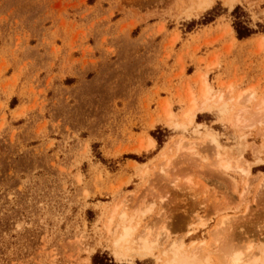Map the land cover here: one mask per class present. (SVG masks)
<instances>
[{
  "label": "rangeland",
  "instance_id": "374dc122",
  "mask_svg": "<svg viewBox=\"0 0 264 264\" xmlns=\"http://www.w3.org/2000/svg\"><path fill=\"white\" fill-rule=\"evenodd\" d=\"M201 74L221 100L183 124ZM262 97L264 0H0V264H162L171 241L264 259ZM121 211L152 253H116Z\"/></svg>",
  "mask_w": 264,
  "mask_h": 264
},
{
  "label": "bare ground",
  "instance_id": "6f19581e",
  "mask_svg": "<svg viewBox=\"0 0 264 264\" xmlns=\"http://www.w3.org/2000/svg\"><path fill=\"white\" fill-rule=\"evenodd\" d=\"M200 80H201V85H200L198 94L195 95L192 92L188 93L187 105L182 110V114H181L183 124L191 123L193 119L195 118L197 112H203L204 110H206L209 107L211 102L217 103L218 101L221 100V95L218 96V99L216 101L212 100V96L214 95L213 94L211 95L212 89L206 79V74H201ZM256 107H257L256 109L260 111V113L263 112L262 109L264 108V97L260 98V101ZM172 117H173V114L171 111L166 113L167 119H171ZM239 117H240V114H236V116L234 117L236 124L240 123ZM209 138L212 142L215 143L214 138L211 137V135L209 136ZM146 140L148 141L145 147L143 148L149 149L150 147L153 146V140L150 138L149 139L147 138ZM174 145L178 151H181L180 149L183 148L184 143L181 144V140H180V141L174 142ZM140 146L142 147L143 145H140ZM214 146L216 147V149L221 148L220 145L216 143ZM161 154L163 155V153ZM217 158H218V167L221 170L225 171V170H229L232 168L230 167V163L226 161L224 158H222V155L219 152H217ZM239 170L241 171V168ZM242 172L246 174L248 173V170L243 169ZM116 211H118L116 207H114L110 211L108 221L106 222L107 230H109L110 225L113 223L115 216L117 215ZM119 215L121 219L115 223L114 225L115 228L113 230L114 233L117 230L116 236L114 237V245L116 249H118L116 253L124 257L126 256L129 248H135L142 252L152 253V250L159 245V238L156 235L157 233L155 234L153 231H151L149 228H146V227H144L141 231H139L135 227L136 224L135 225L132 224L134 220L133 216H128L124 211L123 212L121 211ZM224 223H226V219L223 218L222 220H220V222L217 223L218 225L216 226V228H214L213 231L210 232L211 239H212L211 241L214 243V244L211 243L212 247L213 245H216L217 243L219 244V241H220L219 236L222 237L221 235H223L221 232L223 231L221 227L224 225ZM202 241L204 242V240ZM188 245L185 246L180 241H171L165 247L163 248L161 247L160 250H161V255H162V264H200L203 262L202 260H206L205 253L208 251V248L207 247L205 248V246L202 247L204 243H201L199 245L198 244L189 245V246ZM223 247H220L221 253L218 250H216V252L218 251L220 253L219 256L221 258L220 259L221 264H264L263 257L262 258L258 257L255 253H253V251H251V249L249 251H244L245 248L243 250L241 247V249L244 251L242 252L240 247L239 248H236L234 246H223ZM250 247H248V249ZM214 249H217V248H214Z\"/></svg>",
  "mask_w": 264,
  "mask_h": 264
},
{
  "label": "trees",
  "instance_id": "16d2710c",
  "mask_svg": "<svg viewBox=\"0 0 264 264\" xmlns=\"http://www.w3.org/2000/svg\"><path fill=\"white\" fill-rule=\"evenodd\" d=\"M241 9L240 6H235L234 9L231 11V15L235 18L233 22V27L236 32V36L238 39H244L252 35L254 32L248 26L246 20L242 19L244 15L237 16V11ZM241 17V18H240ZM92 264H116L111 259H108L106 255L95 253L92 256Z\"/></svg>",
  "mask_w": 264,
  "mask_h": 264
}]
</instances>
